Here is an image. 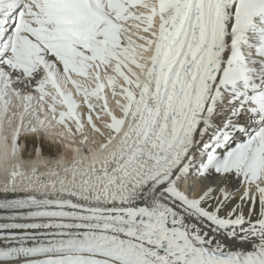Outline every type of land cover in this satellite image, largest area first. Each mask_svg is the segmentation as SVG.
Instances as JSON below:
<instances>
[{"label":"snow or ice","instance_id":"6c2138e0","mask_svg":"<svg viewBox=\"0 0 264 264\" xmlns=\"http://www.w3.org/2000/svg\"><path fill=\"white\" fill-rule=\"evenodd\" d=\"M0 264H264V0H0Z\"/></svg>","mask_w":264,"mask_h":264},{"label":"bare ground","instance_id":"6f19581e","mask_svg":"<svg viewBox=\"0 0 264 264\" xmlns=\"http://www.w3.org/2000/svg\"><path fill=\"white\" fill-rule=\"evenodd\" d=\"M77 99L79 100V98H77ZM109 105H110V107H113L114 106L110 94H109ZM82 111H83V109H82ZM56 131H59V129L58 128L57 129H54L53 132L49 134V136L50 137H54ZM89 135L93 139H95L97 141V146L99 145V143H102L103 142L100 137L95 136L94 134H91V133H89ZM106 135H107V133H106ZM80 139H81V137L77 136L75 138V142H73L72 138L66 136L63 143L57 141V144L59 146V152L56 155H53L47 149L45 150L44 155L46 157H48L49 159H53V160L59 158L60 155H64V154H68L69 157H71L73 155H76V150L80 147V145L78 143V141ZM46 143H47V141H46ZM65 144L67 145V147L64 146ZM92 147H93V145L91 143H89L88 145H86L85 146V152H84V154L90 156L91 153L89 151H87V149H90ZM25 156L27 158V154H25Z\"/></svg>","mask_w":264,"mask_h":264}]
</instances>
